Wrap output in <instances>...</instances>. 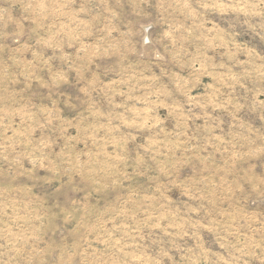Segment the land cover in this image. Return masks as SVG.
<instances>
[{
    "label": "rangeland",
    "instance_id": "obj_1",
    "mask_svg": "<svg viewBox=\"0 0 264 264\" xmlns=\"http://www.w3.org/2000/svg\"><path fill=\"white\" fill-rule=\"evenodd\" d=\"M0 264H264V0H0Z\"/></svg>",
    "mask_w": 264,
    "mask_h": 264
}]
</instances>
